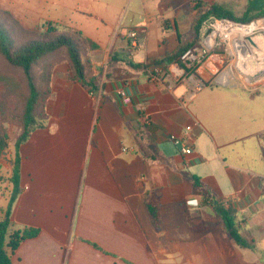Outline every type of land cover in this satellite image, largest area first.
I'll return each mask as SVG.
<instances>
[{
  "label": "crops",
  "instance_id": "crops-1",
  "mask_svg": "<svg viewBox=\"0 0 264 264\" xmlns=\"http://www.w3.org/2000/svg\"><path fill=\"white\" fill-rule=\"evenodd\" d=\"M187 3L0 0L26 28L48 21L91 39L101 82L92 94L70 80L68 64L53 69L48 121L20 147V192L11 210L14 229L38 234L20 243L11 264H243L248 249L224 230L226 210L240 231L251 232V252L264 246V75L249 84L219 83L213 76L221 58L210 54L192 73L204 85L192 91L190 74L177 65L130 66L186 43ZM132 30L136 46L126 36ZM206 32L207 23L201 45ZM171 135L192 153L182 154ZM10 163L5 159L2 169ZM150 194L159 201L157 228L144 207ZM6 204L0 194V207ZM202 223L204 231L189 228Z\"/></svg>",
  "mask_w": 264,
  "mask_h": 264
},
{
  "label": "trees",
  "instance_id": "trees-1",
  "mask_svg": "<svg viewBox=\"0 0 264 264\" xmlns=\"http://www.w3.org/2000/svg\"><path fill=\"white\" fill-rule=\"evenodd\" d=\"M187 7L192 13V21L186 43L174 53L147 59L144 64H130L131 67L145 69L162 65L167 71L172 65H177L186 74L194 73L198 64L192 63L187 67L181 56L188 50L201 47L200 31L204 24L211 20L249 24L264 18V3L259 7L248 6L241 17L234 16L224 5L216 2L208 4L203 0H188ZM253 11L256 13L252 14ZM96 49L97 45L91 39L72 27L46 21L29 29L11 13L0 9V194L7 196L6 206L0 207V264H11V255L20 243L38 234L36 229H14L11 210L20 192V147L33 131L45 128L48 121L46 102L51 94L53 69L62 63L68 64L70 80L97 94L101 89L100 74L91 60V53ZM5 122L16 127L12 145L9 144ZM5 159L11 162L7 170L2 169ZM194 187L201 186L194 183ZM144 207L151 225L159 227L156 194L147 196ZM220 216L224 230L239 248L256 251L251 232L239 230L233 211H220ZM184 218L187 222V213ZM205 226L207 224L202 223L198 228H189L200 232Z\"/></svg>",
  "mask_w": 264,
  "mask_h": 264
},
{
  "label": "rangeland",
  "instance_id": "rangeland-1",
  "mask_svg": "<svg viewBox=\"0 0 264 264\" xmlns=\"http://www.w3.org/2000/svg\"><path fill=\"white\" fill-rule=\"evenodd\" d=\"M261 3H264V1L262 0H251V1L226 0L225 4H222V5H224V7L228 9L234 16L241 17L243 12L246 10L248 6L259 7ZM254 13H256V11L252 12V14ZM234 24L242 25V26H248L250 24H255L256 28L248 35L258 36L261 39L260 41H262V44H264V18L255 20L249 24H238V23H234ZM210 31H211L210 29H207L205 38L210 33ZM246 37L247 35L241 36L240 33H238V31L233 32V34H231V36H229L228 39H225L223 37V34L217 33V36L215 38V42H216L215 45H213V47H211L206 54L207 56L210 54H216L218 55V57L221 58V60L218 59L219 61H217L216 72L214 73L213 80L215 79L217 82L223 83V84L227 83L229 85H238L240 83H248V82L251 83L253 82V80L257 79V78L250 79L240 74L235 69L236 55H242L243 53L248 52L246 50V45H245V43L247 42L245 41ZM232 38L233 39L235 38L234 42L232 41ZM262 44H259V46H261ZM232 48L234 49L235 54L234 52H232L231 50ZM216 52H223V53L217 54ZM248 54L250 53L248 52ZM250 55L251 57H249V59L246 60V62L248 61L250 64L256 67L257 58L253 56V53H251ZM225 73H227L228 75L227 80L221 81L220 78L222 74H225ZM5 129L8 131L9 144L12 145V141H14L12 140V137L14 133L16 132L15 131L16 127L9 126L8 124V126ZM257 247H258L257 252H251L249 250L241 251L243 264H264V259L261 258L262 256H264V246L257 245Z\"/></svg>",
  "mask_w": 264,
  "mask_h": 264
},
{
  "label": "built area",
  "instance_id": "built-area-1",
  "mask_svg": "<svg viewBox=\"0 0 264 264\" xmlns=\"http://www.w3.org/2000/svg\"><path fill=\"white\" fill-rule=\"evenodd\" d=\"M218 23H224V25L227 26V30L229 28H233V26H235L236 24L228 21V20H211L209 22H207V29H210V33L207 35L206 40L209 38L210 35L214 34V38H213V43L211 46H207V42L204 41L201 45L200 48H195L194 50H188L186 51L182 56H181V60L183 61V63L189 67L192 63H197L198 65L200 63H202V59L204 58V56L207 54V52L209 51V49L211 47H213V45H215V38L217 36V33L219 34H223V37L225 38V34L221 31L218 30L217 25ZM225 31V30H224ZM127 38L129 40H131V43L133 46H136L138 43V33L136 32V30H132L129 31L126 34ZM226 39V38H225ZM160 70H156L155 74H159ZM160 78H164L163 76H158L157 79ZM151 79H154V77H151ZM187 82H189L191 90L192 91H198L202 88V86L204 85V83L199 80L197 77H195L192 73H190V75H188L186 77ZM119 96L122 99V102L124 103H129L130 102V98L127 96V94L124 91L119 92ZM190 130V127L187 126L184 129V133L185 135L187 134V132ZM169 140L171 142H173L174 144L178 145L180 148V152L184 155H190L192 153V150L190 148V146H188L185 141L183 139H179L174 135L169 136Z\"/></svg>",
  "mask_w": 264,
  "mask_h": 264
},
{
  "label": "water",
  "instance_id": "water-1",
  "mask_svg": "<svg viewBox=\"0 0 264 264\" xmlns=\"http://www.w3.org/2000/svg\"><path fill=\"white\" fill-rule=\"evenodd\" d=\"M258 36H249L245 38L246 50L253 56L257 58L256 67L250 64L248 61L245 64L241 65V55H236L235 60V69L242 75L253 79L258 78L264 75V44ZM244 44V42H243ZM259 44H262L259 46ZM251 48V49H250ZM252 50V51H251ZM245 69V70H244ZM8 126L7 123H4V127ZM11 164V163H10Z\"/></svg>",
  "mask_w": 264,
  "mask_h": 264
},
{
  "label": "bare ground",
  "instance_id": "bare-ground-1",
  "mask_svg": "<svg viewBox=\"0 0 264 264\" xmlns=\"http://www.w3.org/2000/svg\"><path fill=\"white\" fill-rule=\"evenodd\" d=\"M217 28H218V30H221L225 34V38L228 39L229 36H231V34H233V32H235V31H238V33H240L241 36L248 35V34H250L256 28V26H255V24H250L248 26L235 25V26H233V28H229L227 30V26L224 25V23H218ZM213 38H214V34H212V35L209 36V38L206 40L207 46H211L212 45ZM232 41L234 42L235 41V38L234 39L232 38ZM231 50H232V52H234V49L233 48ZM245 53H243L241 55V57H242V59H241V62H242L241 65L245 64L246 60H248L249 57H251V55L248 54V52L246 54ZM234 54H235V52H234ZM227 76H228L227 73L222 74L220 80L221 81H226L227 80Z\"/></svg>",
  "mask_w": 264,
  "mask_h": 264
}]
</instances>
